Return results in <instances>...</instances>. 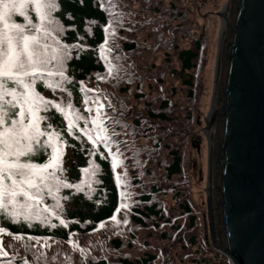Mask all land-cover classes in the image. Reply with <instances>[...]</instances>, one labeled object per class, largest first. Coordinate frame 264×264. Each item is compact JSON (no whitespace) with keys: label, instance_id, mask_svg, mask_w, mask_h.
Wrapping results in <instances>:
<instances>
[{"label":"trees","instance_id":"16d2710c","mask_svg":"<svg viewBox=\"0 0 264 264\" xmlns=\"http://www.w3.org/2000/svg\"><path fill=\"white\" fill-rule=\"evenodd\" d=\"M55 2L44 43L49 52L66 53L65 79L62 88L38 81L35 89L60 106L41 112L40 125L59 133L57 175L72 187L51 193L45 187L28 208L19 197L18 222L0 215L6 230L0 233V264H185L196 242V214L182 185L184 157L201 115L194 82V71L202 68L201 39L178 49V34L190 33L178 26L185 14L166 0ZM25 11L38 22L31 7ZM12 22L24 20L14 14ZM161 51L175 55L177 64L157 65ZM179 89L183 98L175 94ZM50 154L34 155L32 162L43 164ZM206 240L203 261L231 264Z\"/></svg>","mask_w":264,"mask_h":264},{"label":"water","instance_id":"95a60500","mask_svg":"<svg viewBox=\"0 0 264 264\" xmlns=\"http://www.w3.org/2000/svg\"><path fill=\"white\" fill-rule=\"evenodd\" d=\"M209 157L211 244L231 264H264V0H231Z\"/></svg>","mask_w":264,"mask_h":264},{"label":"snow or ice","instance_id":"6c2138e0","mask_svg":"<svg viewBox=\"0 0 264 264\" xmlns=\"http://www.w3.org/2000/svg\"><path fill=\"white\" fill-rule=\"evenodd\" d=\"M28 7L34 10L38 22L29 18L25 11ZM56 7L55 0H0V215H8L12 222H18L20 215L16 211L19 197L24 198L22 206L28 208L30 202L42 199L45 187L49 193L53 187L56 191L72 187L57 175L62 170L63 155L59 133L48 132L40 125L45 119L41 112L50 107L60 110V106L35 89L38 81L49 88H62L65 79L62 57L66 53L56 48L49 52L51 45L44 43L51 35V13ZM14 14L23 17L24 23L12 22ZM49 149L51 154L45 163L32 162V156L47 154ZM24 219L30 222L29 214ZM60 223L65 224L63 220ZM5 232L0 228V233Z\"/></svg>","mask_w":264,"mask_h":264},{"label":"rangeland","instance_id":"374dc122","mask_svg":"<svg viewBox=\"0 0 264 264\" xmlns=\"http://www.w3.org/2000/svg\"><path fill=\"white\" fill-rule=\"evenodd\" d=\"M166 1L173 3L175 9L179 6L178 9L185 14V19L181 17L178 20V26L183 29L181 32L187 33V31H189L190 33V35L185 37L184 34H178V36H181L177 44L178 49L192 46L193 38L201 39L204 47L202 50V68L200 71H194L196 72V79L194 80L195 92H197L196 96L199 97L201 115H199L197 119L198 124L195 125V129L191 132L193 134L191 137L193 140V142H191L193 149L191 151H186L183 161L185 183L182 185V194L186 195L189 199L191 207L193 208L192 211L196 214V219H194V230L191 231L196 236V242L195 246L188 247L186 253H188L189 256L185 258L184 262L185 264H225L219 259H217L218 262L214 261V259L209 260V262L207 260L203 261V259L208 258V256H206L204 252H201L200 246L206 245V239L211 242V233L213 234L210 228V219H208L211 213L209 212L207 203L210 194L208 190L210 183L208 181L211 179L209 157L211 156L212 146L209 136V127L211 126L209 114L214 106L213 94L216 88L215 82L217 79L218 60L221 50L219 44H221L223 32L225 30L226 18L224 15L226 14L225 8L228 0ZM164 52L165 51L158 52L154 61L157 65L168 64L167 69H169L170 62L174 61V64H177L174 60L176 57L175 55L172 57L173 54L165 55ZM167 60L169 61L168 63L166 62ZM198 63H196L195 66L197 65L198 67ZM182 91L179 89L175 94L183 98L184 95ZM192 116L195 118V111L192 112ZM181 122L183 125L186 124V121ZM191 125L192 123H190V121L186 124V126ZM171 126L174 128L176 123L174 121L171 122ZM204 237L207 238L205 239ZM176 239L178 240V237H176ZM197 248L198 250L195 251L196 253H193ZM214 250L216 249L214 248Z\"/></svg>","mask_w":264,"mask_h":264},{"label":"bare ground","instance_id":"6f19581e","mask_svg":"<svg viewBox=\"0 0 264 264\" xmlns=\"http://www.w3.org/2000/svg\"><path fill=\"white\" fill-rule=\"evenodd\" d=\"M230 6H231V0H228L227 2V6L225 8V12L226 14L225 15H228V12L230 10ZM226 23V22H225ZM222 44H223V36H222V41H221V44L220 45V55H219V60H218V71H217V79H216V88H215V91H214V94L216 93V89H217V84H218V75H219V69H220V60H221V52H222ZM213 94V95H214ZM214 106L212 107V110H211V113L209 114V119L211 121V126L209 127V136H210V139H211V145L213 144V138H214V130H215V123H216V118H217V113H216V108H215V95H214ZM213 145L211 146V149H212Z\"/></svg>","mask_w":264,"mask_h":264}]
</instances>
